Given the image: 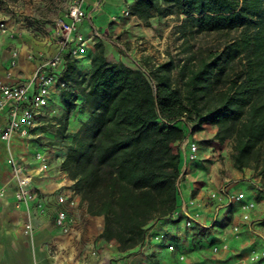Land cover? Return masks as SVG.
Returning <instances> with one entry per match:
<instances>
[{"label":"trees","instance_id":"obj_1","mask_svg":"<svg viewBox=\"0 0 264 264\" xmlns=\"http://www.w3.org/2000/svg\"><path fill=\"white\" fill-rule=\"evenodd\" d=\"M128 11L147 27L155 16L180 13L195 32L223 41L181 66L143 60L145 71L108 61L96 42L80 95L87 118L73 134L75 67L65 58L60 168L87 213L103 216L101 238L120 252L141 246L149 222L176 209L180 153L173 145L203 125L216 128L220 144L231 141L236 170L250 169L264 184V0H135Z\"/></svg>","mask_w":264,"mask_h":264},{"label":"crops","instance_id":"obj_2","mask_svg":"<svg viewBox=\"0 0 264 264\" xmlns=\"http://www.w3.org/2000/svg\"><path fill=\"white\" fill-rule=\"evenodd\" d=\"M84 1L90 10L94 27L102 35L122 33L124 36L128 33L124 31L125 28L131 31L132 21L126 22L121 17L125 0H105L100 5L98 0ZM113 17H116L115 21L112 20ZM134 19L142 24L136 17L131 18ZM149 23L151 24V20ZM80 30L86 37L90 35V28L86 23ZM93 45L94 43L89 45L86 51L89 54V70L90 58L94 52ZM58 49L59 44L54 41H37L29 37L18 49L16 61L11 60L5 50L0 51V81L14 84L27 80L44 60L38 64L37 61L50 56L52 58ZM11 62H14V65H11ZM3 122L4 118L0 116V124ZM80 125L73 116L69 120L67 133H75ZM215 132L214 126L203 125L187 137L188 141L198 144V158L195 162H187L180 154L181 178L176 209L165 218L149 222L144 243L125 252L117 249L118 244L114 240L101 238L103 216L87 213L86 204L81 202L79 195L74 191L73 181L60 168L66 156V150L63 148L35 145L28 150L29 154L25 155L18 153V146L13 147L17 164L26 170H33L37 166L30 154L38 153L46 158L44 172L34 178L31 186L38 198L28 200L17 208L11 165L5 144L0 140V264H166V247L169 243L176 246L175 252L170 254L171 263L178 264L175 261L178 253L204 252L203 248H198L193 238L198 229L210 232L214 230L215 226H209L212 208L219 205L222 210H230V207L226 206L225 195L220 194L222 189H226L229 194L250 190L252 196H245L246 199L257 198L255 201L260 209L251 213L247 227L253 239H264V227L259 225L264 221V193L260 192L264 188L258 187L259 178L252 175V170L238 171L233 167L228 148L214 139ZM173 148L176 150L179 145L175 144ZM59 194L72 199L73 205H59ZM235 203L241 205L240 202ZM183 205L188 215L197 220L192 230L185 229L182 215L178 214ZM59 210L66 212L67 232L55 225L56 213ZM226 230L224 235L227 238L229 230ZM218 257L223 258L222 254L211 253L210 261ZM187 263L191 264L189 260Z\"/></svg>","mask_w":264,"mask_h":264},{"label":"rangeland","instance_id":"obj_3","mask_svg":"<svg viewBox=\"0 0 264 264\" xmlns=\"http://www.w3.org/2000/svg\"><path fill=\"white\" fill-rule=\"evenodd\" d=\"M73 1L0 0V24L4 25V28H0V51L5 50L11 60L14 59L16 61L18 49L23 43H26L29 37H33L37 41L45 40L47 42L50 40L58 43V19L64 18L67 6ZM134 2L135 0H125L124 7L129 9ZM123 19L126 22L132 21L131 31H127L125 28L124 31L128 33L124 36L122 33H110L105 37L119 42L125 51L119 50L107 42L102 43L104 56L113 63L121 61L126 65H131L130 59H137L140 63L146 60L150 64H156L172 59L176 66H181L186 63L187 57L193 52L217 47L223 41L222 37L218 35L195 32L189 25L184 24L185 16L180 13L155 16L150 19L151 24L149 23L148 27L139 24L135 19L131 20L130 17ZM52 35H54V38H52ZM63 55L64 58L67 57L70 61H73L75 67V72L69 84L76 90L73 99L77 107L71 111L69 120L74 116L75 121L82 124L86 120L87 114L80 111V95L87 87L90 71L88 67L89 54L86 52L84 56L76 58H69L65 52H63ZM49 58H41L37 61V64L42 60H44V63ZM173 73L176 75V70ZM58 94L53 95L45 107L39 124L33 132L32 146H60L61 137L57 132L63 123L65 107L62 98ZM75 123L77 125V122ZM224 144L228 148L227 151L231 159V141H225ZM252 175L255 176L253 171ZM258 187L262 189L264 184L259 181ZM260 192L264 193V189L260 190ZM243 193L246 197L250 198L252 196L250 190H245ZM232 194H236V192ZM253 196L255 197V195ZM255 200H252L255 204V209L259 210L260 207ZM240 206L235 203L231 205L230 210H221L218 218L219 222L216 223L214 230L211 232L205 229H198L193 240L197 243L199 249H204V252L201 254L197 253V251L193 254L181 252L186 257V260H189L191 264H209L211 262V253L213 254V246L215 244H225L226 251L220 250L217 253V255L222 254L224 261L234 262L241 260L246 262L251 256H254L261 264H264V239L258 240L257 237L253 239L249 235L248 222L243 220ZM223 213L224 215H222ZM259 225L264 227V221H261ZM226 229L229 230L227 238L224 235ZM167 253L165 263L172 264L170 253Z\"/></svg>","mask_w":264,"mask_h":264},{"label":"built area","instance_id":"obj_4","mask_svg":"<svg viewBox=\"0 0 264 264\" xmlns=\"http://www.w3.org/2000/svg\"><path fill=\"white\" fill-rule=\"evenodd\" d=\"M104 1L98 0V5ZM89 12L90 10L84 0H74L71 2L66 8L64 18L59 19L57 22L59 37L58 52L46 62L38 65L27 80L14 84H6L0 81V116L4 118V122L0 124V140L5 144L8 153V160L15 182L14 200L17 208L28 200L38 198L36 191L31 186L34 178L41 176L44 172L46 158L38 153L30 154L32 159L37 162V166L33 170H26L25 167L17 164L13 147H19V154H29L28 150L33 145V132L39 124V119L43 115L45 107L53 95H57L61 89L66 87L65 82L60 78L61 73L65 69L63 52L68 54L69 58L81 57L86 54L88 46L95 42H107L119 50L125 51L119 42L109 40L105 35L98 32L92 23ZM121 17L132 18L134 16L130 15L127 8H124L121 11ZM112 20L115 21L116 17H113ZM85 23L90 28V35L88 37L83 35L80 30ZM0 28H4V25L0 24ZM130 62L141 71H145L139 60L130 59ZM11 65H14V62H11ZM187 137L179 144L178 150L183 155L185 161L195 162L198 158V144L188 141ZM180 178L181 172H179L177 187L179 186ZM220 194L225 195L227 207H231L235 202H240L243 220L250 221L251 213L255 210V204L252 200H247L243 192L229 194L226 189H222ZM57 203L59 205L69 204L72 206L73 200L63 194H59L57 196ZM221 210V206L219 205H215L212 208L210 227L215 226L218 222ZM178 214L182 215L185 229L192 230L195 228L197 220L188 215L184 205L179 208ZM66 218L64 210H59L56 213L55 225L63 232L68 231ZM166 248L172 254L175 252L176 246L169 243ZM220 250L226 251V245H214L212 248L214 255H217ZM175 261L178 264H188L186 257L182 253L176 254ZM209 264L261 263L257 258L251 256L246 262L241 260L229 262L218 257L213 259Z\"/></svg>","mask_w":264,"mask_h":264}]
</instances>
